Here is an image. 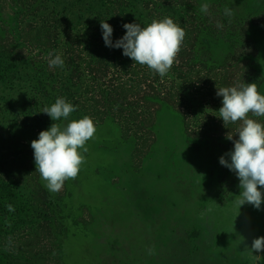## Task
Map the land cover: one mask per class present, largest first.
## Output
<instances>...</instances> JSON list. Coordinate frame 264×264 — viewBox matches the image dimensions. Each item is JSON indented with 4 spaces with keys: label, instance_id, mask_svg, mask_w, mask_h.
<instances>
[{
    "label": "rangeland",
    "instance_id": "obj_1",
    "mask_svg": "<svg viewBox=\"0 0 264 264\" xmlns=\"http://www.w3.org/2000/svg\"><path fill=\"white\" fill-rule=\"evenodd\" d=\"M81 2L85 4L71 0L69 4L76 8L61 13L67 2L0 0V45L13 50L18 60L29 57L26 44L32 40H38L39 49L35 53L41 62L55 43L60 46L55 52L66 53L61 47L67 41H63V36L60 42H54L55 36L43 35L41 29L61 28L71 34L76 28H86L85 21L82 27L71 23V14L81 9L78 5ZM196 2V8L210 2L212 22L224 18L226 24H231L218 3L212 4V0L193 3ZM259 5L260 15L244 24L238 45L208 44L217 63L223 64L209 78L200 77L199 86L190 90L194 94L193 108L185 107L178 116L164 112L155 133L147 129L155 119L157 109L153 104L142 106L135 113L129 111L130 122L121 125L125 138L133 136L130 140L133 145L105 156L109 160L93 159L97 158L94 147L87 145L90 154L83 167L101 166L103 172L97 177L86 174V178L80 177L74 183L68 179L59 192H50L36 183L39 179L46 186L30 165L34 150L27 143L29 153H25L19 145L16 204L28 224L17 229V237L6 239L5 250L23 258L24 264H264V258L259 261L255 258V255L264 257V251L253 254L245 251L253 239L264 236V202L260 209L246 203L238 214L234 201L241 191L239 178L222 166L219 158L234 149L233 140L226 137L230 134L234 140L239 138L236 132L240 122L224 126L218 112L223 98L216 95L217 87L243 81L256 83L258 92L264 95V0ZM191 9L189 12L193 14ZM233 51H237L234 57ZM69 56L76 58L74 54ZM128 78L135 77L127 70L113 81L122 84ZM7 82L10 78L4 84ZM15 88H19V81ZM1 94L14 96L5 91ZM13 98L17 100V96ZM207 100L208 110L206 103L200 105ZM148 111L153 119L144 122ZM84 114L93 117L91 109ZM121 115L117 116L119 120ZM9 118L13 120L8 124L15 128L14 133L22 135L21 125L15 127L16 121ZM249 118L264 124V116L249 113ZM3 120L0 133L6 128V118ZM155 134L160 138L157 142ZM182 134L192 146L184 142ZM38 135L36 132L33 140ZM156 151L160 154L147 158L149 152L154 155ZM258 188L264 194V187ZM150 248L154 249L153 255L148 254Z\"/></svg>",
    "mask_w": 264,
    "mask_h": 264
},
{
    "label": "trees",
    "instance_id": "obj_2",
    "mask_svg": "<svg viewBox=\"0 0 264 264\" xmlns=\"http://www.w3.org/2000/svg\"><path fill=\"white\" fill-rule=\"evenodd\" d=\"M61 1L67 2L61 13H68L76 8V5L69 4L71 0H54L57 4ZM81 1L85 4L82 5V2L78 4L81 9L71 14V23L82 27L85 21L86 28H76V32L71 34L61 31V28H52V31L49 28L41 29L43 35L47 33L54 35V42H60L62 36L63 41L67 40L61 45L62 49L66 50V53L62 54L65 61L63 68H50L46 61L47 56L43 58L44 62L39 61L41 58H37L35 53L39 49L36 44L38 40L26 44L28 50L26 53L29 55L27 59L19 57L18 60L13 50L0 45V126L3 119L6 118L7 122L6 128L1 130L3 133H0V264H24L23 258L5 250L4 243L10 237H17L20 227L28 224L26 218L20 215L19 205L16 204V201H19V145L20 151L29 153L25 145L28 143L31 146L36 132L47 130L54 123L49 115L42 112L44 107H50L58 97H64L76 106L77 110L71 113L67 120L61 118L57 122L62 125L83 118L86 110L91 109L92 119L96 122L94 124L96 132L94 137L86 142L88 151L82 154L86 161L90 154L88 146H93L97 156L93 159L109 160V156H105L118 154L120 149L133 145L131 143L133 141H130L133 140V136L129 134L125 138L121 125L122 122L129 121V111L135 113L134 110L153 104L157 109L154 111L155 119L147 129L154 132L162 121L161 116L164 112L168 111L173 116H178L185 107L193 108L195 100L190 90L194 91L195 87L199 86L200 77L207 75L209 78L213 71L221 69L223 64L217 63L208 44L220 42L238 45L241 42L238 36L242 34L244 24L250 18L256 19L260 15V0H212V4L218 3L222 10L226 6L233 10L231 24H226L222 18L224 28L219 30L209 16L200 12V6L196 8L197 2L193 3L194 0H190V3H183L182 0ZM165 17H171L184 28L186 35L173 66L164 77H160L146 65L134 63L131 58L123 55L122 48H110L105 45L101 20L112 26V40L115 43L125 35L126 29L123 28L125 23H138L146 27L153 19L162 20ZM230 38L234 39L230 41ZM57 47L60 46L55 43L52 51ZM67 52L76 55V58L70 57ZM236 53L237 51H233L232 57ZM118 67L122 69L121 72ZM127 70L134 75V80L128 78L122 84L113 81ZM7 78H10V82L6 85L4 82ZM16 81H19L18 89L15 88ZM2 91L11 92L17 96V100L12 95L10 98L8 94L3 96ZM205 103L208 110V100L201 102L200 105L202 107ZM119 114H122V120L117 118ZM9 117L16 121L15 127L18 123L21 125L19 127L20 131H23L22 135L17 136L14 133L15 128L8 124L13 121ZM150 117L153 119L152 113L148 111L143 121H149ZM182 137L187 144L192 143L188 142L183 134ZM157 140L160 138L155 134V142ZM157 154H160L159 151L154 155L149 152L147 158L156 157ZM125 155L127 156V153ZM30 162L32 169L40 175L36 171L35 160ZM83 164L77 177L72 179L73 183L74 180L79 181L80 177L86 178V174L88 177H97L103 172L101 166L90 169L89 166L83 167ZM11 166L16 168L12 170ZM36 183L43 189L47 188L39 179ZM8 205H12L14 211H9Z\"/></svg>",
    "mask_w": 264,
    "mask_h": 264
},
{
    "label": "clouds",
    "instance_id": "obj_3",
    "mask_svg": "<svg viewBox=\"0 0 264 264\" xmlns=\"http://www.w3.org/2000/svg\"><path fill=\"white\" fill-rule=\"evenodd\" d=\"M200 12L210 18L212 16L207 3L200 6ZM223 15L229 18L230 23L233 10L226 6ZM100 26L107 47L122 48L124 56L131 58L134 63L148 66L160 77H164L173 66L186 35L184 28L171 17L153 19L146 27L138 23H125L123 28L126 33L115 43L112 40V26L102 20ZM215 26L219 30L224 28L219 20L215 21ZM47 60L50 68L65 66L62 54L54 50L48 52ZM216 95L223 98L218 112L224 126L240 122L236 132L239 138L234 140V135L230 134L226 137L233 140L234 149L219 158L220 164L239 178L241 191L234 204L238 214L241 206L246 203L260 209L264 202V194L258 188L264 187V125L249 118V113L256 117L264 116V95L258 92L256 83L244 81L230 87H217ZM76 110L77 107L71 102L64 97H58L50 107L46 106L42 111L54 123L47 130L41 131L38 139L31 141L36 171L46 182L47 189L53 193L59 192L66 180L77 177L85 162L82 153L88 151L86 142L96 132L92 118L87 115L79 120H71L66 125L57 123L61 118L67 120ZM7 207L9 211H14L12 205ZM245 251L249 254L264 251V236L253 239L251 246H246ZM148 254L153 255L154 249H148ZM255 258L259 261L264 257L255 255Z\"/></svg>",
    "mask_w": 264,
    "mask_h": 264
}]
</instances>
